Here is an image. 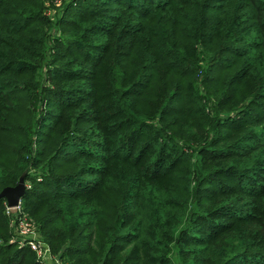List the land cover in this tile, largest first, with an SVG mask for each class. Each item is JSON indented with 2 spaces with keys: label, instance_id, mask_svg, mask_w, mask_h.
Returning a JSON list of instances; mask_svg holds the SVG:
<instances>
[{
  "label": "trees",
  "instance_id": "16d2710c",
  "mask_svg": "<svg viewBox=\"0 0 264 264\" xmlns=\"http://www.w3.org/2000/svg\"><path fill=\"white\" fill-rule=\"evenodd\" d=\"M24 171L72 264H264V0H0V191ZM4 200L0 264H43Z\"/></svg>",
  "mask_w": 264,
  "mask_h": 264
},
{
  "label": "built area",
  "instance_id": "2783aa9c",
  "mask_svg": "<svg viewBox=\"0 0 264 264\" xmlns=\"http://www.w3.org/2000/svg\"><path fill=\"white\" fill-rule=\"evenodd\" d=\"M26 183L28 185V182ZM4 205L6 214L15 220L20 232L22 233L23 238H20V243L23 246L26 245L31 247L35 251L38 259L43 264H72L70 260L63 258L60 253L58 254L56 251H54L51 244L40 240L35 236V224L26 213L22 212V198L20 203L15 207L9 206L6 199L4 200Z\"/></svg>",
  "mask_w": 264,
  "mask_h": 264
},
{
  "label": "water",
  "instance_id": "95a60500",
  "mask_svg": "<svg viewBox=\"0 0 264 264\" xmlns=\"http://www.w3.org/2000/svg\"><path fill=\"white\" fill-rule=\"evenodd\" d=\"M27 171H24L15 185L5 186L0 191V198H5L8 201L9 206L15 207L20 203L21 198L24 196L27 190L26 183Z\"/></svg>",
  "mask_w": 264,
  "mask_h": 264
},
{
  "label": "rangeland",
  "instance_id": "374dc122",
  "mask_svg": "<svg viewBox=\"0 0 264 264\" xmlns=\"http://www.w3.org/2000/svg\"><path fill=\"white\" fill-rule=\"evenodd\" d=\"M28 182V181H27ZM28 184H30L29 182H28ZM6 213V212H5ZM7 216H8V219H9V228H8V234L10 235V237H8L9 238V242H14V243H16L18 246H23L21 243H20V241H21V239L20 238H23L22 237V233L20 232V230H19V227L17 226V223L15 222V220L14 219H12L11 218V216H9L8 214H7ZM0 222H4V220L2 219V218H0ZM18 230H19V232H18ZM39 229H38V227H36L35 228V236L38 238V239H40V240H43V241H46L47 243H49V244H51L49 241H47L44 237H43V235L42 234H40L39 232ZM7 232V231H6ZM36 232H37V234H36ZM3 233H4V230L1 228V226H0V241H2V242H5L6 240L4 239V238H2V235H3ZM57 252V251H56ZM58 254H59V252H57ZM38 258V257H37ZM2 259H4V256L3 257H1V260Z\"/></svg>",
  "mask_w": 264,
  "mask_h": 264
}]
</instances>
